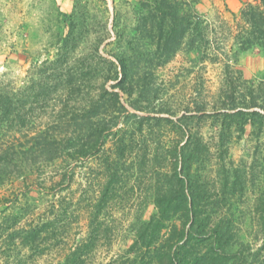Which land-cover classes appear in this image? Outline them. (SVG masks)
Here are the masks:
<instances>
[{"label":"trees","instance_id":"trees-1","mask_svg":"<svg viewBox=\"0 0 264 264\" xmlns=\"http://www.w3.org/2000/svg\"><path fill=\"white\" fill-rule=\"evenodd\" d=\"M202 1L140 0L134 27L103 51L98 41L78 57L80 37L67 36L19 85L0 81V188L35 174L46 192L42 214L25 207L0 222L1 255L21 264L20 247L26 264L54 253L44 264H94L98 251L109 254L104 264H264V74L255 85L234 67L243 53L264 56V0L244 4L228 36L199 12ZM180 54L186 66L164 77ZM206 64L224 72L213 103ZM247 128L263 147L248 206L256 244L239 208L253 171L235 169L230 154Z\"/></svg>","mask_w":264,"mask_h":264},{"label":"rangeland","instance_id":"rangeland-1","mask_svg":"<svg viewBox=\"0 0 264 264\" xmlns=\"http://www.w3.org/2000/svg\"><path fill=\"white\" fill-rule=\"evenodd\" d=\"M140 0H0V81L19 85L26 77L29 67L34 62L52 61L61 49L62 41L68 37H80L75 50L76 56L86 55L92 45L99 41V50L113 41L117 30L128 34L135 25L134 7ZM256 0H204L198 5L200 13L214 25L217 32L229 34L234 27L233 15L246 3ZM71 23V24H70ZM230 42L229 40L227 41ZM186 66V57L178 55L173 62L161 69L164 77L176 75L180 67ZM234 67L241 71L245 80L259 83L264 74V56L255 49L239 55ZM207 92V100L213 103L224 82L221 64H206L202 71ZM188 79L180 80V88L186 90ZM185 88V89H184ZM213 128L206 125L203 133L207 138ZM246 134L234 141L230 154L232 165L239 171L252 169L251 182H244V201L239 208L245 214L241 220L242 232L249 240L255 242L259 237L256 219L249 213L250 199L257 193L260 180L257 176L263 147L258 146ZM246 180L249 181L247 177ZM43 176L28 175L0 188V222L20 215L25 207L43 213ZM54 193V192H53ZM16 202L2 206L3 200ZM151 208H149V212ZM25 219L17 227H22ZM20 254L16 260L26 264L27 251L17 249ZM113 251H116L113 248ZM109 255V254H108ZM104 251H98L93 259L94 264H104L108 257ZM56 258V254L39 257L28 264H44ZM7 261V262H6ZM12 258L0 254V264H15Z\"/></svg>","mask_w":264,"mask_h":264}]
</instances>
